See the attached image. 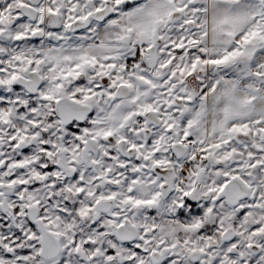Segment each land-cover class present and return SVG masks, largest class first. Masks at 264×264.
<instances>
[{"label": "snow or ice", "instance_id": "snow-or-ice-1", "mask_svg": "<svg viewBox=\"0 0 264 264\" xmlns=\"http://www.w3.org/2000/svg\"><path fill=\"white\" fill-rule=\"evenodd\" d=\"M0 264H264V0H0Z\"/></svg>", "mask_w": 264, "mask_h": 264}]
</instances>
